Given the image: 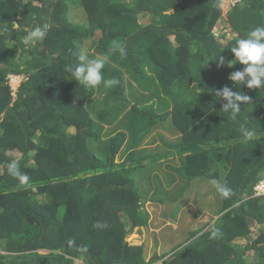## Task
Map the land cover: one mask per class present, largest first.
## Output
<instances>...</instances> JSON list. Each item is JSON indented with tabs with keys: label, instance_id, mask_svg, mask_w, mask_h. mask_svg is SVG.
I'll return each instance as SVG.
<instances>
[{
	"label": "trees",
	"instance_id": "1",
	"mask_svg": "<svg viewBox=\"0 0 264 264\" xmlns=\"http://www.w3.org/2000/svg\"><path fill=\"white\" fill-rule=\"evenodd\" d=\"M223 1L0 0V264H264V198L254 195L264 180V86L230 79L246 67L231 48L264 27V0L235 4L221 28ZM44 25L46 36L25 45ZM81 54L104 59V80L117 83L75 81L69 68ZM11 76L23 78L16 92ZM224 87L250 97L236 119L216 94ZM165 122L171 139L129 147L131 135L141 146ZM150 148L177 184L144 196L132 172ZM12 161L27 182L9 174ZM214 179L232 194L212 185L201 196L212 218L180 229L183 244H156L150 255L146 242L128 241L144 228L158 242L163 234L150 229L176 222L196 201L195 187ZM180 184L192 199L160 198L176 197ZM147 202L160 210L153 225Z\"/></svg>",
	"mask_w": 264,
	"mask_h": 264
},
{
	"label": "clouds",
	"instance_id": "2",
	"mask_svg": "<svg viewBox=\"0 0 264 264\" xmlns=\"http://www.w3.org/2000/svg\"><path fill=\"white\" fill-rule=\"evenodd\" d=\"M229 12L230 10L226 11L225 13L223 11L221 28L225 25L224 21H227ZM222 30L223 29H221V31ZM46 34L47 25H44L43 27L37 26L27 33L24 43L25 45L35 46L38 41L42 40L46 36ZM112 50L119 51L122 54L124 53L123 47L116 42H113ZM231 51L234 53L236 59L246 67L243 69V71L234 72L230 76V79L232 81L244 82L247 78L246 86L249 89H260L262 86H264V27L254 28L252 31H250L247 38L238 40L237 46L231 48ZM79 61L80 63L74 68H69V71H71L75 81H78L85 87H95L101 84V82L104 83L105 87H110L117 83V81L114 79L104 80L102 71L105 65L104 59H89L87 56L81 54L79 56ZM223 62V57H220L219 63L223 64ZM11 78L17 79L16 85L12 84ZM22 81V77H10L9 82L13 92L17 91ZM216 94L218 96L222 95L228 100V103L223 106V109L226 111L230 109L233 119H236L241 113V104H246L250 101L249 96L238 91L233 92L229 87H224L222 90H217ZM240 131L247 138H251L254 135L253 131L244 124L240 125ZM8 171L10 175L19 178L21 183H25L29 180V177L20 171V166L16 161H12L8 164ZM212 183L222 197L228 198L232 194V189L228 187L226 183L218 182L215 179L212 181ZM259 197L264 198V196ZM81 251H87V249L82 248Z\"/></svg>",
	"mask_w": 264,
	"mask_h": 264
},
{
	"label": "rangeland",
	"instance_id": "3",
	"mask_svg": "<svg viewBox=\"0 0 264 264\" xmlns=\"http://www.w3.org/2000/svg\"><path fill=\"white\" fill-rule=\"evenodd\" d=\"M222 7L225 9V10L223 9V11L225 13L227 11L226 9H227L228 5L222 4ZM90 45H91V42L87 41L85 44L86 48H84V49L85 50L88 49ZM16 83H12V84L16 85ZM98 96L101 97L102 94L99 93ZM116 124H119V126L122 127V129L125 128L126 122L124 123L123 116L117 120ZM169 128H171L170 122H165L163 124H159L156 127L151 126L150 129L148 130L149 134L146 135V139L142 138V140L145 139V141L142 142L141 146H138L139 144L136 143V141H140V140L138 138H134L131 135V143H130L129 147H132V149H134V151L135 150L137 151L141 148H144L143 146H148L149 144H151L152 139L154 137L157 138L158 136H161L165 139H171V137L173 135H172L171 130ZM125 130H126L127 134H129L128 129H125ZM105 134H107V133L105 132ZM127 147H128L127 145L124 146L125 150L128 149ZM160 150H164V149H160ZM147 153H151L150 154L151 157H149L148 159L146 158L145 161L142 162V166H140V167L135 166L137 169L134 168L133 169L134 171L132 172V177L135 179L136 185L140 189V192L144 196H147L148 195L147 192L152 194L156 190H160L164 187L167 188L170 185L175 186V184H177V177L166 176L167 175L166 173L168 172V170H166L163 166V163L165 161H161L159 164H157L158 162H152V161H156L152 156H154L155 154H159V152L156 150H152L150 148L149 151H147ZM121 156L119 155L117 157V159H119ZM138 159H140V158H138ZM171 160L173 161V163H175L176 166L179 165L177 158L170 157L169 161H171ZM116 161H120V160H116ZM212 185H213V183L208 181V182L204 183L203 185H197L195 187L196 201H193L191 205L185 204L187 206L185 207L183 212L180 214V216L176 222L173 223V222L169 221V222L165 223L159 229H154L153 227L152 228L150 227L151 233L155 231L157 233L161 232L163 234L162 236H160V240L158 242H155L154 237L150 236V233L148 232V230L144 229V228H140V230H141L140 232L138 231L139 229L138 230L136 229L132 234L129 235L128 241L132 245H138V244H141L143 242H146L147 246L149 248V254L150 255H152V250L155 249L154 246H156V244L158 245V247H160L158 249V251H161V250L165 249L167 246H169V240H176L177 239L178 242L183 241L182 243H180V244H183L186 241L185 240L186 237H184V235L181 236V233L179 232L180 229H182V230L184 229L185 231H187L188 229L190 230V227H192V229H196V228L201 229V226L208 223L212 218V215H211L212 207L210 206V199L208 198V196H206L205 198H201V196H203L205 194L207 195V193L210 191V188H212ZM158 188H160V189H158ZM187 189L188 188H185L184 185L180 184L179 187H177L175 190H173L176 194V197H171L170 194H166L164 192L160 198L167 199V200L172 199V198L174 199V198H178L177 194L180 193V194H182L181 199H180L181 202L182 201L187 202V200H189V198L192 199V191L189 192V190H187ZM158 194H159V192H158ZM157 207H158L157 205H154V204H151L150 202H147V208H148V211L150 213L151 225H153L154 219H156L155 213L160 212V210L157 209ZM187 209H189L188 214H184V212ZM201 209H202V211H201ZM196 210H198V211H196ZM167 227H170L173 230L175 229V232L170 231V229H167Z\"/></svg>",
	"mask_w": 264,
	"mask_h": 264
},
{
	"label": "built area",
	"instance_id": "4",
	"mask_svg": "<svg viewBox=\"0 0 264 264\" xmlns=\"http://www.w3.org/2000/svg\"><path fill=\"white\" fill-rule=\"evenodd\" d=\"M241 0H224L223 5L227 4V11H229L231 9L232 6H234L235 4H237L238 2H240ZM225 10V9H224ZM17 79L16 78H11V82L12 83H16ZM17 84V83H16ZM255 191V196H264V180L260 181L256 187L254 188Z\"/></svg>",
	"mask_w": 264,
	"mask_h": 264
}]
</instances>
